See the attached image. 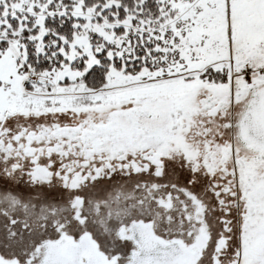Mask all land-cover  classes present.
Returning <instances> with one entry per match:
<instances>
[{
	"label": "snow or ice",
	"instance_id": "snow-or-ice-1",
	"mask_svg": "<svg viewBox=\"0 0 264 264\" xmlns=\"http://www.w3.org/2000/svg\"><path fill=\"white\" fill-rule=\"evenodd\" d=\"M0 264H264V0H0Z\"/></svg>",
	"mask_w": 264,
	"mask_h": 264
}]
</instances>
